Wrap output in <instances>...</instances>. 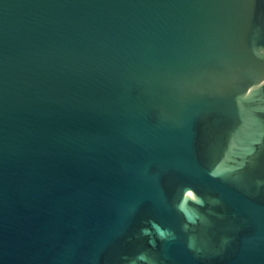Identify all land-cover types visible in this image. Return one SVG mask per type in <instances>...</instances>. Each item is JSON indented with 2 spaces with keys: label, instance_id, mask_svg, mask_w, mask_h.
<instances>
[{
  "label": "water",
  "instance_id": "water-1",
  "mask_svg": "<svg viewBox=\"0 0 264 264\" xmlns=\"http://www.w3.org/2000/svg\"><path fill=\"white\" fill-rule=\"evenodd\" d=\"M0 264H264V0H0Z\"/></svg>",
  "mask_w": 264,
  "mask_h": 264
}]
</instances>
